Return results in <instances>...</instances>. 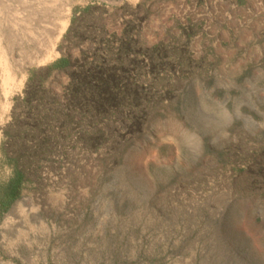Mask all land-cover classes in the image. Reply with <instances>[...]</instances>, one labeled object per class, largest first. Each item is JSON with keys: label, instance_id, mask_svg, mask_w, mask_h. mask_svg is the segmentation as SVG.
Masks as SVG:
<instances>
[{"label": "rangeland", "instance_id": "obj_1", "mask_svg": "<svg viewBox=\"0 0 264 264\" xmlns=\"http://www.w3.org/2000/svg\"><path fill=\"white\" fill-rule=\"evenodd\" d=\"M213 1L0 0V183L3 144L26 173L0 264H264V10ZM86 62L118 75L105 102L68 97Z\"/></svg>", "mask_w": 264, "mask_h": 264}, {"label": "trees", "instance_id": "obj_2", "mask_svg": "<svg viewBox=\"0 0 264 264\" xmlns=\"http://www.w3.org/2000/svg\"><path fill=\"white\" fill-rule=\"evenodd\" d=\"M91 9L92 7L88 6L84 8V11L89 13L92 11ZM133 47L134 45H132L131 41L125 42L122 44L121 51L126 55ZM72 64L73 63L68 57L62 56L46 69L49 71V74L54 71H67ZM85 65L87 67L80 66V68L75 71H70L72 83L69 85V99L83 102H90L96 99L98 103L105 102V93H108L109 97L110 91L113 90L118 83L117 73L107 70L103 65L98 66L87 62ZM41 72L42 70L32 73L30 82L25 89L24 102L29 105L32 116L38 115L41 107L43 108L47 102V96L43 94V83L46 76L41 74ZM33 98H35L36 103H34ZM26 121L30 123L35 122V120L25 117L20 120L19 123ZM10 136L11 133L6 130L5 137L9 138ZM3 145L2 151L4 153V161L12 167V174L7 180L0 183V213L8 211L10 205L21 194L24 182L26 181L25 167L21 163L20 156L10 155L8 149L5 148V144Z\"/></svg>", "mask_w": 264, "mask_h": 264}, {"label": "crops", "instance_id": "obj_3", "mask_svg": "<svg viewBox=\"0 0 264 264\" xmlns=\"http://www.w3.org/2000/svg\"><path fill=\"white\" fill-rule=\"evenodd\" d=\"M213 4L221 10H264V0H214Z\"/></svg>", "mask_w": 264, "mask_h": 264}, {"label": "bare ground", "instance_id": "obj_4", "mask_svg": "<svg viewBox=\"0 0 264 264\" xmlns=\"http://www.w3.org/2000/svg\"><path fill=\"white\" fill-rule=\"evenodd\" d=\"M4 4V3H3ZM2 8H3V6H2ZM1 9V8H0ZM1 12V11H0ZM63 19V18H62ZM62 19H61V21H62ZM60 21L58 20V23H59ZM61 23V25H56L53 29H51V31H48L47 33H48V38H47V41H45L43 44L41 43V42H39L40 40L39 39H37L38 40V45H41L42 47V49L44 50V55L45 56H50L51 54H52V52L54 51V49H55V45H56V42H57V40L59 39V37H60V34L62 33V31H63V29H64V24H63V22H60ZM41 29V28H40ZM37 30V29H36ZM44 31V30H43ZM45 31H46V29H45ZM44 34H45V32H44ZM40 37V36H39ZM41 43V44H40ZM23 44L21 43V48H22V52L23 53H25L26 54V52H28L27 51V49H25V48H27V47H25V45L24 46H22ZM2 47V46H1ZM31 50V49H30ZM34 51V50H33ZM39 55V54H38Z\"/></svg>", "mask_w": 264, "mask_h": 264}]
</instances>
